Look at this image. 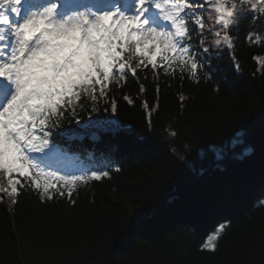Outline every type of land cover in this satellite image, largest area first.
Segmentation results:
<instances>
[{
    "label": "trees",
    "instance_id": "obj_1",
    "mask_svg": "<svg viewBox=\"0 0 264 264\" xmlns=\"http://www.w3.org/2000/svg\"><path fill=\"white\" fill-rule=\"evenodd\" d=\"M251 15L232 30L240 72L226 49L212 58V79L199 83L179 71L138 70L127 83H110L101 111L92 114L118 121V129L65 122L82 136L53 138L68 156L121 171L79 185L74 204L66 190L44 203L31 189L15 204L0 193V264H264V72L253 60L264 59V20L250 24ZM252 29L260 41H245ZM113 99L115 118L103 111ZM166 129L179 133L174 144ZM237 134L243 142L231 146ZM220 223L230 226L218 249H203Z\"/></svg>",
    "mask_w": 264,
    "mask_h": 264
},
{
    "label": "snow or ice",
    "instance_id": "obj_2",
    "mask_svg": "<svg viewBox=\"0 0 264 264\" xmlns=\"http://www.w3.org/2000/svg\"><path fill=\"white\" fill-rule=\"evenodd\" d=\"M245 12L253 14L250 24L264 20V0H0V193L15 204L21 190L31 189L44 203L66 190L74 204L79 185L120 172L111 163L77 172L54 168L69 157L53 138L70 134L65 122L118 129V121L92 114L101 111L110 83H127L138 70L150 68L154 76L179 71L182 80L186 74L199 83L212 79V58L226 49L240 72L232 30ZM260 35L252 29L245 41H260ZM253 60L264 72V59ZM143 107L151 127L152 108L146 102ZM103 111L119 115L114 99ZM166 131L174 144L179 133ZM229 226L215 227L202 248L215 252Z\"/></svg>",
    "mask_w": 264,
    "mask_h": 264
},
{
    "label": "rangeland",
    "instance_id": "obj_3",
    "mask_svg": "<svg viewBox=\"0 0 264 264\" xmlns=\"http://www.w3.org/2000/svg\"><path fill=\"white\" fill-rule=\"evenodd\" d=\"M242 139H241V136L239 134H237L231 141V146L232 145H235L236 143H242ZM214 150L216 151V148H214Z\"/></svg>",
    "mask_w": 264,
    "mask_h": 264
}]
</instances>
